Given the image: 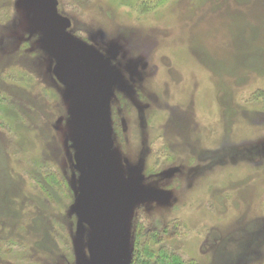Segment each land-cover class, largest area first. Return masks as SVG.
Returning <instances> with one entry per match:
<instances>
[{"label":"rangeland","instance_id":"rangeland-1","mask_svg":"<svg viewBox=\"0 0 264 264\" xmlns=\"http://www.w3.org/2000/svg\"><path fill=\"white\" fill-rule=\"evenodd\" d=\"M102 91L120 264H264V0H0V264L93 263L78 118Z\"/></svg>","mask_w":264,"mask_h":264},{"label":"water","instance_id":"water-1","mask_svg":"<svg viewBox=\"0 0 264 264\" xmlns=\"http://www.w3.org/2000/svg\"><path fill=\"white\" fill-rule=\"evenodd\" d=\"M76 91L78 92V89ZM83 96L92 102L102 104L99 109L90 107L83 110L78 118L82 133L79 145V169L83 173L80 207L93 232L92 264H120L117 257L119 223L110 210L109 201L104 192L108 153L101 129V120L108 100L105 91H102L99 97L96 95Z\"/></svg>","mask_w":264,"mask_h":264},{"label":"trees","instance_id":"trees-1","mask_svg":"<svg viewBox=\"0 0 264 264\" xmlns=\"http://www.w3.org/2000/svg\"><path fill=\"white\" fill-rule=\"evenodd\" d=\"M152 238H156V235H152ZM155 242V241H154ZM132 264H183L174 256L172 252L167 250L159 249L158 251L153 250L152 246L148 244L141 245L132 260Z\"/></svg>","mask_w":264,"mask_h":264},{"label":"bare ground","instance_id":"bare-ground-1","mask_svg":"<svg viewBox=\"0 0 264 264\" xmlns=\"http://www.w3.org/2000/svg\"><path fill=\"white\" fill-rule=\"evenodd\" d=\"M198 43H200L198 40H196ZM35 212V211H34ZM38 241V240H37Z\"/></svg>","mask_w":264,"mask_h":264}]
</instances>
